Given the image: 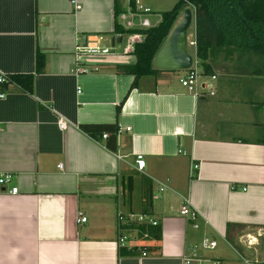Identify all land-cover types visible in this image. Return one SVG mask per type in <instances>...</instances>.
Wrapping results in <instances>:
<instances>
[{
	"label": "crops",
	"instance_id": "obj_1",
	"mask_svg": "<svg viewBox=\"0 0 264 264\" xmlns=\"http://www.w3.org/2000/svg\"><path fill=\"white\" fill-rule=\"evenodd\" d=\"M76 1L78 10L71 0H0V73L35 74L37 52L45 58L32 94L0 87V176L12 177L0 187V264H182L190 246L202 258L242 264L264 251V77L219 57L214 74L201 76L214 96L203 90L195 98L180 85L185 71L162 70L129 93L133 77L119 69L135 63L133 52L111 50L117 26L126 32L123 46L134 31L123 16L129 4ZM144 4L156 27L165 8ZM79 44L109 56L77 61ZM83 125L121 126L116 151ZM137 155L144 173L133 169ZM158 183L166 186L161 193ZM184 199L198 212L194 222L180 215ZM118 212L152 216L158 245L151 246L153 227L138 226L149 238L127 248H149L120 250ZM78 214L87 222L76 224ZM205 238L215 240L214 250L201 248Z\"/></svg>",
	"mask_w": 264,
	"mask_h": 264
},
{
	"label": "trees",
	"instance_id": "obj_2",
	"mask_svg": "<svg viewBox=\"0 0 264 264\" xmlns=\"http://www.w3.org/2000/svg\"><path fill=\"white\" fill-rule=\"evenodd\" d=\"M186 8H190L195 17L193 47L202 68L201 76H212L215 70L213 61L223 57L224 60L237 59L239 70L245 71L249 76L264 77V0H178L171 10L162 13L161 22L156 27L131 32L142 34L144 39L134 47L132 55L135 63L119 69L121 73L133 77L129 93L139 88L142 78L160 72L153 68L154 59ZM118 14L116 11V16ZM116 33L122 35L126 32L117 26ZM44 67L45 58L42 53L37 52L35 74H42ZM35 74L7 76L0 87L6 89L10 85H16L23 92L32 94ZM119 112L120 107L117 109V113ZM80 129L97 141L104 133H108L104 145L107 149L116 151L115 125H83ZM149 231L152 235L151 246L158 245L159 228ZM126 248L119 247L120 250H127V254L137 249L146 251L149 247L140 245L132 250Z\"/></svg>",
	"mask_w": 264,
	"mask_h": 264
},
{
	"label": "built area",
	"instance_id": "obj_3",
	"mask_svg": "<svg viewBox=\"0 0 264 264\" xmlns=\"http://www.w3.org/2000/svg\"><path fill=\"white\" fill-rule=\"evenodd\" d=\"M129 4L127 14L123 15L128 23V30L134 31H145L151 27V23L148 19V16L151 13V9L146 7L143 2L144 0H122ZM71 4L74 6L76 10L80 7L76 0H71ZM144 39V36L140 33H129L126 36V43L124 46L125 53H131L134 50L136 44L141 43ZM191 45H195L193 42ZM102 51L97 48L91 47H83L81 44L75 46V57L76 60L79 61L80 57L83 55H100ZM192 66L189 70L185 71V75L180 79V85L183 89L191 92L195 98H200L204 95L202 92L205 90L209 96H214V92L211 88L209 82L201 81V74L199 71V63L194 54ZM76 73L83 74L86 73L84 69H77ZM215 77H211V80H214ZM6 80V76L0 73V85L3 84ZM80 93V89L77 90V94ZM4 95L0 92V99H2ZM58 127L61 130H65L67 127V123L60 119L58 121ZM124 129L118 125L116 135L123 132ZM126 132L130 131V128L125 129ZM108 137L107 134L102 135V139H106ZM119 158V157H118ZM120 159V158H119ZM146 167V163L144 158L140 155H137L134 161L133 169L137 172L144 173V169ZM60 169L62 166L59 165ZM197 169V166H193V170ZM12 182V177L10 175L0 176V187L10 186ZM166 189L164 184L158 183V192L161 193ZM234 189V188H233ZM9 194L14 196L17 194V188H12L9 191ZM1 195V193H0ZM157 199V196L153 197ZM180 215L185 219L194 222L198 218V212L192 207L188 199H184L183 205L180 209ZM87 222V218L82 214H78L76 218V224H84ZM138 226H148V227H157L158 222L152 218V216L148 214H123L121 212L117 213L116 217V234H117V245L118 247H128L129 242L132 240L137 242L139 240L148 239L149 235L145 232L140 233L137 229ZM216 242L213 239L205 238L201 242V248L203 250H214L216 248ZM143 251V250H142ZM142 257H146V252H142ZM264 262V259H263ZM242 264H262V263H254L245 257H241ZM182 264H225L220 260H209L202 258L195 247L190 246L187 250V254L182 257Z\"/></svg>",
	"mask_w": 264,
	"mask_h": 264
},
{
	"label": "water",
	"instance_id": "obj_4",
	"mask_svg": "<svg viewBox=\"0 0 264 264\" xmlns=\"http://www.w3.org/2000/svg\"><path fill=\"white\" fill-rule=\"evenodd\" d=\"M194 14L186 8L182 20L172 29L163 46L154 59V65L162 71H187L192 66L193 57L188 53V29ZM85 41V39H83ZM122 35L111 38V46L121 44Z\"/></svg>",
	"mask_w": 264,
	"mask_h": 264
},
{
	"label": "rangeland",
	"instance_id": "obj_5",
	"mask_svg": "<svg viewBox=\"0 0 264 264\" xmlns=\"http://www.w3.org/2000/svg\"><path fill=\"white\" fill-rule=\"evenodd\" d=\"M149 4H153V7L155 6L154 4H161L166 10L163 12H167L169 10H171L174 6V4L178 1V0H146ZM144 4V2H143ZM145 5V4H144ZM146 6V5H145ZM147 7V6H146ZM152 7V8H153ZM182 15L180 16V18L176 21V25L182 20ZM160 16V14H159ZM158 19V18H157ZM175 25V26H176ZM194 38V24L192 22L190 28L188 29V53L193 56L194 52H193V46H191V41ZM193 42V41H192ZM104 48V47H102ZM124 46L122 44L116 45L114 47V49H111L112 51H114V55H124V51H123ZM102 51V55L103 56H109V50L104 48L101 50ZM126 57V56H125ZM130 57V56H129ZM264 256V251L263 248L260 250H257L256 253H252L251 256H248L247 259H249L250 261L254 262L255 260H257L258 262H261Z\"/></svg>",
	"mask_w": 264,
	"mask_h": 264
}]
</instances>
